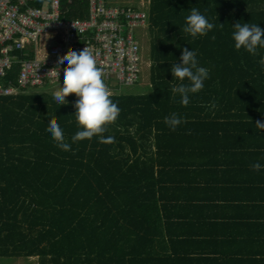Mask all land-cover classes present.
I'll use <instances>...</instances> for the list:
<instances>
[{
  "label": "trees",
  "instance_id": "obj_1",
  "mask_svg": "<svg viewBox=\"0 0 264 264\" xmlns=\"http://www.w3.org/2000/svg\"><path fill=\"white\" fill-rule=\"evenodd\" d=\"M68 1L62 0L71 18L82 17L87 4ZM196 6L216 27L193 39L180 29ZM240 21L264 29V0H153L151 92L111 97L121 112L103 136L113 143L93 137L69 152L55 146L46 135L51 120L68 143L77 131V98L69 95L66 106L53 103L57 84L0 98V257L37 258L39 264L210 263L181 253L159 255L155 236L173 193L181 196L197 181L177 177L179 169L191 172L190 157L219 153L207 147L220 143L227 155L237 141L256 152L250 142L264 141V130L255 126L264 122L258 64L264 50L252 56L234 49L231 26ZM176 44L196 51L210 70L186 107L172 93L171 68L181 55ZM172 113L184 120L175 131L164 123Z\"/></svg>",
  "mask_w": 264,
  "mask_h": 264
},
{
  "label": "built area",
  "instance_id": "obj_2",
  "mask_svg": "<svg viewBox=\"0 0 264 264\" xmlns=\"http://www.w3.org/2000/svg\"><path fill=\"white\" fill-rule=\"evenodd\" d=\"M77 1L87 4V10L71 18L73 12L62 0H0V98L62 83L65 69L58 62L85 47L102 70L111 97L141 85L145 60L138 33L151 26L152 0L138 6Z\"/></svg>",
  "mask_w": 264,
  "mask_h": 264
},
{
  "label": "crops",
  "instance_id": "obj_3",
  "mask_svg": "<svg viewBox=\"0 0 264 264\" xmlns=\"http://www.w3.org/2000/svg\"><path fill=\"white\" fill-rule=\"evenodd\" d=\"M146 66L151 69L152 62ZM237 142L227 155L220 152L226 148L220 143L207 147L219 153L190 157V173L179 169L178 178L197 181L181 196L173 193L163 209L155 236L159 255L181 253L210 261L204 264H264V168L252 169L257 162L264 165V141L250 142L256 152L244 151L248 143Z\"/></svg>",
  "mask_w": 264,
  "mask_h": 264
},
{
  "label": "clouds",
  "instance_id": "obj_4",
  "mask_svg": "<svg viewBox=\"0 0 264 264\" xmlns=\"http://www.w3.org/2000/svg\"><path fill=\"white\" fill-rule=\"evenodd\" d=\"M187 12L189 15L180 32L182 31L191 38L207 36L216 27L199 11L197 6L191 7ZM231 28L233 29L231 38L236 51L243 50L252 56H259V50H264V29L259 24L241 23L240 21ZM175 46L180 50L181 55L180 62L177 64L175 61L171 68V75L175 81L172 93L178 96L180 104L186 107L190 103V98L203 90L205 81L210 78V70L199 64L196 51L181 48L179 44ZM258 64L260 71L264 72V56H261ZM58 67L65 70L62 85L58 84L56 80L57 88L53 93L52 100L53 103L61 107L68 104L66 98L69 95L76 96L77 99L73 104L75 112L72 116L75 117L77 131L71 137V143H68L65 141L63 129L56 120H51L47 126L46 135L57 148L64 152L72 151L73 144L91 140L93 137H99L100 143H113L114 138H105L103 133L107 131L109 125L115 123L121 109L111 99V94L103 81L102 70L97 67L94 55L87 47L80 52L72 51L66 58L58 62ZM212 107H215V104ZM164 123L171 131H175L184 123V120L178 114L172 113L165 117ZM255 126L264 130V122L258 121ZM262 168L264 165L259 162L252 165V169L256 172Z\"/></svg>",
  "mask_w": 264,
  "mask_h": 264
},
{
  "label": "rangeland",
  "instance_id": "obj_5",
  "mask_svg": "<svg viewBox=\"0 0 264 264\" xmlns=\"http://www.w3.org/2000/svg\"><path fill=\"white\" fill-rule=\"evenodd\" d=\"M141 1L143 0H110L113 4H133L138 6ZM150 34V30L142 31L140 30L138 35L141 36V39L143 37L144 42L142 43V48H143V56L145 62H152L151 61V37L150 36H145ZM62 85V84H61ZM151 81H150V69L146 66L145 71H144V76L143 80L140 86H136L133 88H128L123 91V95H133V96H139V95H145L151 92ZM57 88V87H56ZM54 88V91L56 90ZM46 88H41V89H33L35 91H29L28 94L34 93V92H40V90H43ZM52 88H50L51 90ZM53 90V89H52ZM26 260L23 259L21 261H16L13 259H5L0 257V264H39V260L37 258H34L33 260H30L29 263L25 262Z\"/></svg>",
  "mask_w": 264,
  "mask_h": 264
}]
</instances>
